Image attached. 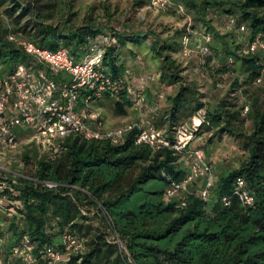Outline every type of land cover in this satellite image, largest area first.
<instances>
[{
  "label": "trees",
  "instance_id": "16d2710c",
  "mask_svg": "<svg viewBox=\"0 0 264 264\" xmlns=\"http://www.w3.org/2000/svg\"><path fill=\"white\" fill-rule=\"evenodd\" d=\"M144 1L150 6V0ZM170 1L168 10L190 18L171 37L162 38L155 31L111 29L115 38L111 39L107 27L91 15L84 24H77L74 0H0V77L20 63L45 67L11 40L13 35L51 50L65 47L76 60L93 47H102L105 73L122 79L126 70H132L135 79L148 81L149 98L151 87L156 90L152 100L146 98L145 111L171 142L179 126L192 123L206 109L207 119L194 132L188 148L205 152L208 144L228 131L239 139L240 163L218 175L213 162L206 159L214 170L210 197H200L198 191L206 180L198 177L188 185L183 205L181 196L167 197V190L173 181L189 175L187 160L171 147L154 149L137 143L138 128L118 143L69 135L60 141L56 156L34 142L26 143L16 173L0 171V194L19 203L14 213L0 220L1 264H26L11 257L12 249L25 237L33 246L36 264H41L47 247L64 251L66 233L74 235L82 247L61 264H264V65L259 55L246 51V42L264 31V0ZM223 17L222 27L216 18ZM232 19L236 24H231ZM237 24H245L248 31L240 32ZM204 34H210L212 42L203 64L215 78L232 79L230 88L219 89V100L212 106L203 99L207 93L200 91L198 81L182 74V63L175 57L177 52L188 57L183 51L186 38L190 51L196 47L198 53L205 44ZM147 39L152 41L159 67L142 75L128 66L125 51L134 56L131 46L140 48ZM91 92L83 90L82 98ZM117 96L113 99L118 100V112L134 107L127 90ZM247 103L250 110L243 115ZM247 121L250 131L241 128ZM20 135L25 140L32 133ZM238 177L246 180L255 198L253 205H244L234 194ZM45 181L58 186L49 187ZM224 197L231 198L229 205ZM115 235L122 248L113 242Z\"/></svg>",
  "mask_w": 264,
  "mask_h": 264
},
{
  "label": "built area",
  "instance_id": "2783aa9c",
  "mask_svg": "<svg viewBox=\"0 0 264 264\" xmlns=\"http://www.w3.org/2000/svg\"><path fill=\"white\" fill-rule=\"evenodd\" d=\"M150 6L168 10L171 1L150 0ZM231 24H236V19H232ZM237 28L240 32L248 31L245 24H237ZM203 38L205 44L200 45L198 55L204 63V58L211 54L212 36L204 34ZM11 40L21 45L36 60V63L45 67L34 68V66L20 63L13 72L0 77V150H20L21 152L23 140L16 131L19 127H28L32 130V135L26 139L27 142H34L41 150L53 152L55 156L61 147L60 141L69 135H81L86 140L109 138L118 143L126 133L138 128L137 143H147L154 149L171 147L185 157L190 166V173L184 180L172 182L167 190V197L181 196L182 204L186 205L185 194L188 185L196 178L203 177L206 184L198 192L204 200L209 199L214 185L213 167L206 160L202 148H188L194 132L198 131L207 119L206 109H202L193 118L192 123L179 126L175 141L171 142L164 131L150 122L145 111L148 81L135 79L132 70H126L122 79L113 78L105 73L103 67L105 50L102 47L95 46L83 59L76 60L65 47L51 50L14 35L11 36ZM246 47L247 52L259 55L264 65V31L255 34L247 41ZM183 51L185 56L191 55L187 38ZM262 73L264 74V67ZM261 81L262 78H259L258 82ZM83 90L93 92L82 98ZM124 90H127L133 105L142 111V117L134 123L107 128L92 102L101 101L105 95L116 98ZM162 97L163 94L160 95V98ZM158 105L159 103H156L155 107ZM249 110L250 105L247 103L244 106L243 115H246ZM18 163L21 164V161ZM45 184L52 188L58 186V183L51 181H45ZM234 194L244 205L250 206L255 203V198L247 189V182L243 177H238L235 181ZM223 202L229 205L231 198L224 197ZM109 222L112 224L110 219ZM113 242L123 247L117 235ZM64 243V251L47 247L41 264H61L68 259L70 253L82 247V243L70 233L64 235ZM11 257H19L26 264H36L33 246L27 237L23 239L21 245L12 249Z\"/></svg>",
  "mask_w": 264,
  "mask_h": 264
},
{
  "label": "rangeland",
  "instance_id": "374dc122",
  "mask_svg": "<svg viewBox=\"0 0 264 264\" xmlns=\"http://www.w3.org/2000/svg\"><path fill=\"white\" fill-rule=\"evenodd\" d=\"M75 9L77 10L76 22L77 24H84L91 15L92 18L100 25L107 27V31L112 36L111 39H115L113 31H125L150 33L155 31L162 38L171 37L176 30L184 28L190 18L186 15L176 13L172 10H161L149 6L148 1L141 0H74ZM214 13V12H213ZM212 13V15H213ZM111 15V16H109ZM217 17V16H216ZM225 18H216L218 24L224 26ZM112 32V33H110ZM156 37V36H155ZM115 42V40H112ZM152 41L147 39V43L142 47L137 48L131 46L136 51L133 56L129 51H125L127 56L128 66L134 67L137 73L144 75V73L156 72L159 67L158 58L151 49ZM194 52H191L187 58L177 52L175 57L180 60L181 67L184 69L182 74L188 77L189 80L196 79L198 81L199 89L202 93H207L203 99L209 104V106L215 105L219 100V89L227 88L230 85L232 79L229 76H225L222 80L220 77H214L210 69L207 68L201 61L196 47H192ZM124 55V57H126ZM230 80V81H229ZM220 82V83H219ZM232 82V81H231ZM230 88V87H229ZM150 89V87H149ZM151 98L154 96L156 90L151 87ZM160 90H164L167 93L171 91L170 87H162ZM236 92V90L234 91ZM239 93V92H237ZM147 94V93H146ZM145 97L150 101L148 94ZM155 97V96H154ZM241 99V98H240ZM116 99L109 96H104L99 105L95 107L98 113L101 115L103 123L107 128H113L128 123H134L140 120L142 117L140 109L136 106H127L124 112H118L115 105ZM243 130L250 131L251 122L247 121L241 127ZM17 133H32L28 127H19ZM25 131V132H24ZM32 143L23 140L21 144V150L24 144ZM206 159L209 162H213L216 173L225 171L232 166H237L240 163V156L242 149L240 148V142L237 136L231 132L224 131L215 138L213 144H208L205 148ZM20 150H0V171L3 172H16L19 169ZM201 181L198 185L200 186ZM200 187L198 188V190ZM0 190L3 188L0 187ZM14 205H19L18 202H12L5 195L0 194V220L11 215L17 209ZM10 217V216H9ZM7 222L4 220V224Z\"/></svg>",
  "mask_w": 264,
  "mask_h": 264
},
{
  "label": "crops",
  "instance_id": "0c3cea01",
  "mask_svg": "<svg viewBox=\"0 0 264 264\" xmlns=\"http://www.w3.org/2000/svg\"><path fill=\"white\" fill-rule=\"evenodd\" d=\"M116 101H118V100H116ZM152 103V102H151ZM25 132V131H24ZM23 134H25V133H23Z\"/></svg>",
  "mask_w": 264,
  "mask_h": 264
}]
</instances>
